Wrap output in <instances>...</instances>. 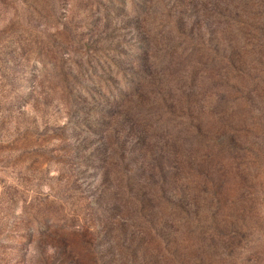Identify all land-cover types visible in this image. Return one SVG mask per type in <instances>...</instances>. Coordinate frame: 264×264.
<instances>
[{
	"label": "rangeland",
	"instance_id": "obj_1",
	"mask_svg": "<svg viewBox=\"0 0 264 264\" xmlns=\"http://www.w3.org/2000/svg\"><path fill=\"white\" fill-rule=\"evenodd\" d=\"M243 2L0 0V264H264V94L229 71L254 78L250 66L258 74L264 61L238 57L235 47L253 37L228 28L248 18L259 27L264 11ZM195 42L215 51L213 72L224 77L214 90L202 75L176 78L198 63L186 58ZM171 56L162 76L150 68ZM136 69H148V80L134 100L188 108L219 148L228 144L199 176L168 182L165 198L173 190L184 204L178 217L158 194L125 217L101 191L105 143L125 135L129 144L139 127L130 131V116L97 96L113 98ZM232 98H247L244 112L236 102L223 108ZM136 147L152 155L156 143Z\"/></svg>",
	"mask_w": 264,
	"mask_h": 264
},
{
	"label": "trees",
	"instance_id": "obj_2",
	"mask_svg": "<svg viewBox=\"0 0 264 264\" xmlns=\"http://www.w3.org/2000/svg\"><path fill=\"white\" fill-rule=\"evenodd\" d=\"M242 1H245L243 2L244 5L264 11V0ZM259 18V27H253V20L251 18L243 22L241 20H233L232 25L230 23L228 24V28L232 31L231 35L249 32L251 34H248V36L245 35L246 39L253 37L254 42L248 46L243 44L235 47V51L239 53L237 54L238 57L242 55L251 56L248 65L253 61V57H256V62L258 64L262 63L261 60L264 61V25L260 24L261 19H264V14ZM196 45L199 47L192 48V53H194L195 56H187L186 58L192 61L195 60L198 63L189 66L183 73H179L176 78L178 81L186 79L188 83L191 82L190 84H192L195 74L196 76L202 75V80H212L209 85V90H214L220 85L214 79H221L224 77L220 76V73L216 74L213 72L215 51L213 49H208L207 46L201 43H197ZM235 51L231 52L234 53ZM135 53L140 55L141 52ZM131 57V59L137 62L140 56ZM195 57L197 58L193 59ZM171 59L172 56L168 60L169 64H164L166 66H163V64L157 65L158 62L161 61L159 57L154 58L153 61H155V63L151 65L150 68L153 69L156 74L162 76V74H164V68L171 67ZM114 66L118 74L120 69L117 63H115ZM254 67L253 64L248 70L249 73L254 75V78L250 77V74L244 73V71L237 66L230 68L229 71H232L231 77L241 82L243 80L244 84L246 83L244 77L246 78V76H249L247 79L251 80V90L248 92H262L264 94V66H262L261 70L259 69L258 74L255 73L256 70ZM148 69H136L135 71L125 72V75L122 74V79L125 82L122 89L117 91L113 98L108 91H105L103 96H97V100L104 103L111 102L110 105L113 107L122 108L124 111L121 115L127 116L128 114L130 116L128 119L124 117V121L130 124V131L131 129L133 130L134 127H139L136 136L133 135V141L130 140L129 144H126L124 141L125 135L121 137L116 136L112 139L109 138L111 143L116 142L115 145L105 143V148H103L102 153L104 158L100 166L102 170V178L100 181L101 191L104 194L105 200H109L118 213L125 212V217L131 215L136 218L141 215V209H146V203L153 199L151 196L153 194H158L160 198L164 199V203H166L168 209L172 210L171 213H173V217H178L179 213H185V211L176 212L177 209H183L184 204L180 198H175V194L177 195V193L173 190L169 192V198H165V193L168 190V182L172 181L174 184L180 181L182 183L189 175H198L199 165L208 162L209 160L205 159L211 154L215 152L221 154L226 149L228 150V144L225 143V145H223L226 148H219L221 142L218 139L219 136H217V138L208 136L200 126L198 117H192L188 108L173 106L157 98H154V101L149 103H141V101L137 102L134 100V94L142 91L144 89L142 87L147 83ZM109 70L112 69L109 68ZM107 85L108 84H102L101 89ZM117 86H120V84L118 83ZM241 95H244V93ZM212 96L214 97V95ZM213 97H211V99H213ZM157 101H160V103ZM235 102L238 110L244 112L247 105V98L239 101L237 98L228 99V101L224 100L223 108ZM210 106L211 104L208 105L207 110ZM213 111L214 110L211 112ZM151 119H153L154 123L159 122V124H154L152 128H149V120ZM105 138H108V136H105ZM152 139L155 140L156 150L152 155H143V151L140 150L142 147H136L137 141L146 140L148 143L151 142ZM134 145L136 149H134ZM112 148L114 150H112ZM154 156H156V158H154ZM188 195L192 201H195V195L193 193L188 192ZM39 211V209H36L35 213H39ZM25 221L30 223L38 222L35 218L26 217ZM40 227L38 232L44 229L42 226ZM134 227L136 228V232L133 229L130 235L139 232L138 225L136 224ZM32 231H35L34 228H32ZM124 233L125 232H123V234ZM117 253L120 256H124L120 250H117Z\"/></svg>",
	"mask_w": 264,
	"mask_h": 264
}]
</instances>
